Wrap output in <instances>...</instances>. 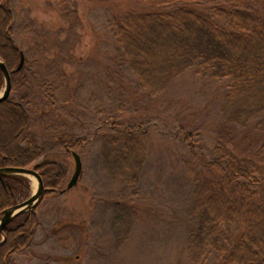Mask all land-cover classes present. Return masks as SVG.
I'll list each match as a JSON object with an SVG mask.
<instances>
[{"label": "rangeland", "instance_id": "1", "mask_svg": "<svg viewBox=\"0 0 264 264\" xmlns=\"http://www.w3.org/2000/svg\"><path fill=\"white\" fill-rule=\"evenodd\" d=\"M1 5L12 11L11 33L25 53V82L9 98L28 111L31 136L43 149L38 162L55 161L64 169L63 182L35 208L40 223L33 240L11 264H194L187 240L196 214L195 188L214 174L209 163L219 148L227 145V153L264 165L261 120L242 127L223 117L230 78L202 75L194 65L159 94L140 84L115 23L131 11L162 7L140 0H2ZM256 6L264 11V0ZM5 84L2 73L0 95ZM13 125L14 118L0 115V135L10 148ZM60 138L79 144L66 149ZM130 140L141 143L143 161L113 179L106 157L115 160ZM73 150L81 155L83 173L66 190L75 170ZM23 176L28 193L18 203L38 187L34 175ZM120 209L128 223L118 231ZM4 241L0 234V244ZM219 262L214 250L204 264Z\"/></svg>", "mask_w": 264, "mask_h": 264}, {"label": "trees", "instance_id": "2", "mask_svg": "<svg viewBox=\"0 0 264 264\" xmlns=\"http://www.w3.org/2000/svg\"><path fill=\"white\" fill-rule=\"evenodd\" d=\"M1 2L0 57L11 73L13 90L25 82L24 66L17 69L22 50L11 33L13 13ZM140 2L162 8L131 11L116 21L114 30L125 59L144 88L152 95L159 94L175 76L196 65L202 75L230 78L222 106L225 122L244 127L259 119L264 124V11L256 6V0ZM1 78L0 70V83ZM1 114L14 118L15 128L11 148L3 144L0 135V167L33 165L44 180V196L56 190L63 182L64 169L55 161L38 162L43 149L31 136L26 107L8 98L0 101ZM58 144L70 149L77 147L79 139L60 138ZM224 147L209 163L214 174L195 188L196 214L187 240L189 256L194 264H204L215 250L220 264H264V165L260 159L241 160ZM140 148L139 141L130 140L115 160L107 155L105 162L113 179L125 170H136L143 161ZM27 189L23 175L0 174V215L27 195ZM36 207L16 215L5 227L0 264H11L13 255L33 240L40 223ZM126 223L120 209L114 227L119 231Z\"/></svg>", "mask_w": 264, "mask_h": 264}, {"label": "water", "instance_id": "3", "mask_svg": "<svg viewBox=\"0 0 264 264\" xmlns=\"http://www.w3.org/2000/svg\"><path fill=\"white\" fill-rule=\"evenodd\" d=\"M25 63V53L24 51H21V58L18 65V70H20ZM0 69L4 75L5 78V88L3 93L0 95V101H3L5 99H8L12 92V76L11 73L5 64V62L0 58ZM74 160H75V170L70 178L66 190L69 188H72L75 186L80 177L83 173V162L81 155L78 151L73 150L72 151ZM0 174H22V175H34L38 180V187L37 190L26 200L17 203L16 205L6 209L0 219V234L3 233L5 227L14 219V217L20 213H23L25 211H28L32 208H34L40 199L44 195V180L41 176V174L36 170L35 167L29 168V167H0ZM2 243V242H1Z\"/></svg>", "mask_w": 264, "mask_h": 264}]
</instances>
